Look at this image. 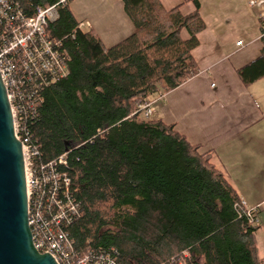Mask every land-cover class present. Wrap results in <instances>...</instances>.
Instances as JSON below:
<instances>
[{
	"label": "trees",
	"instance_id": "1",
	"mask_svg": "<svg viewBox=\"0 0 264 264\" xmlns=\"http://www.w3.org/2000/svg\"><path fill=\"white\" fill-rule=\"evenodd\" d=\"M17 1L28 17L58 2ZM122 1L134 33L111 48L94 30H77L70 4L60 8L47 32L68 52L69 76L42 92L29 125L39 161L67 154L61 171L81 205L67 227L77 251L114 249L118 264H264L260 222L240 213L242 199L213 153L138 112L198 74L199 10L183 16L159 0ZM238 74L247 87L264 79V37L261 56Z\"/></svg>",
	"mask_w": 264,
	"mask_h": 264
},
{
	"label": "crops",
	"instance_id": "2",
	"mask_svg": "<svg viewBox=\"0 0 264 264\" xmlns=\"http://www.w3.org/2000/svg\"><path fill=\"white\" fill-rule=\"evenodd\" d=\"M183 16L199 10L205 29L192 57L198 74L159 96L154 119L173 126L213 162L250 206L264 203V79L247 87L238 71L262 54V8L249 0H159ZM78 23L89 22L111 48L134 33L122 0H73ZM188 40L187 30L181 33ZM242 42L241 46L237 44ZM258 246L264 261V211L259 213Z\"/></svg>",
	"mask_w": 264,
	"mask_h": 264
},
{
	"label": "built area",
	"instance_id": "3",
	"mask_svg": "<svg viewBox=\"0 0 264 264\" xmlns=\"http://www.w3.org/2000/svg\"><path fill=\"white\" fill-rule=\"evenodd\" d=\"M72 1L58 0L28 17L17 0H0V74L7 89L15 134L23 145L29 226L36 250L50 254L58 264H118L114 249L103 254L77 251L67 227L80 218L81 205L73 196L68 175L61 171L68 164L67 154L57 160L39 161L42 145L32 141L29 131L31 121L38 117L42 92L69 76L70 56L63 42L52 41L47 30L59 19L60 8ZM249 6L264 11V0H249ZM262 21L264 37V12ZM90 27L89 22H81L77 30ZM156 103L157 100H146L138 106V112L150 120ZM262 211L264 203L250 206L242 200L240 213L250 223L258 224Z\"/></svg>",
	"mask_w": 264,
	"mask_h": 264
},
{
	"label": "water",
	"instance_id": "4",
	"mask_svg": "<svg viewBox=\"0 0 264 264\" xmlns=\"http://www.w3.org/2000/svg\"><path fill=\"white\" fill-rule=\"evenodd\" d=\"M0 264H58L39 253L29 226L23 145L0 74Z\"/></svg>",
	"mask_w": 264,
	"mask_h": 264
},
{
	"label": "rangeland",
	"instance_id": "5",
	"mask_svg": "<svg viewBox=\"0 0 264 264\" xmlns=\"http://www.w3.org/2000/svg\"><path fill=\"white\" fill-rule=\"evenodd\" d=\"M151 100H154L153 98H151ZM187 256V255H186Z\"/></svg>",
	"mask_w": 264,
	"mask_h": 264
}]
</instances>
